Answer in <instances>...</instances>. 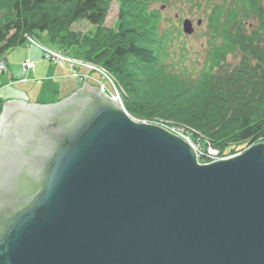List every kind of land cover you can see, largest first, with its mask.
Returning <instances> with one entry per match:
<instances>
[{
    "label": "water",
    "instance_id": "95a60500",
    "mask_svg": "<svg viewBox=\"0 0 264 264\" xmlns=\"http://www.w3.org/2000/svg\"><path fill=\"white\" fill-rule=\"evenodd\" d=\"M0 264H264V144L199 165L86 83L4 102Z\"/></svg>",
    "mask_w": 264,
    "mask_h": 264
},
{
    "label": "trees",
    "instance_id": "16d2710c",
    "mask_svg": "<svg viewBox=\"0 0 264 264\" xmlns=\"http://www.w3.org/2000/svg\"><path fill=\"white\" fill-rule=\"evenodd\" d=\"M112 1L0 0V56L43 34L49 46L66 54L85 43L87 49H77L80 54L111 71L127 87L130 97L146 92L156 103L179 106V113L169 118L197 129L216 148L238 141L249 147L260 138L264 140V11L258 10L257 4L250 6L258 11L260 31L246 35L238 11L227 10L222 34L228 43L217 47L194 76L188 70L165 65L166 44L163 39L159 44L156 41L159 15L148 11L149 3L155 0H118L117 30L104 27ZM215 11L223 13V9ZM80 20L96 27V34L84 40L75 38L70 26ZM229 24L237 25L238 31L229 29ZM226 53L242 54L232 71L221 66ZM126 102L129 107V98ZM3 105L0 98V116ZM140 109L147 111L146 107Z\"/></svg>",
    "mask_w": 264,
    "mask_h": 264
},
{
    "label": "rangeland",
    "instance_id": "374dc122",
    "mask_svg": "<svg viewBox=\"0 0 264 264\" xmlns=\"http://www.w3.org/2000/svg\"><path fill=\"white\" fill-rule=\"evenodd\" d=\"M250 3L257 4V9L260 10L261 8L264 11V0H155L149 3L148 11L155 12L159 15L157 18L160 24L158 25V35L156 37V41L159 44L163 39V42L166 44L168 56H166L165 65L167 67L170 66L172 70H188L189 74L194 76L200 73L205 67L210 54H212L217 47L220 48L228 43L222 34V26L224 25L227 10L235 8L234 10L238 11L237 18L239 20V24H241V30H243L246 35H251L254 31H260L261 27L259 26L260 21L258 20V11L254 9L256 7H251ZM120 7L121 3L118 0H113L111 2L104 22L105 28L117 30L118 23L120 22ZM216 9H223L222 15H219L218 12L216 13ZM186 20H190L193 23L195 31L191 35L184 33L183 23ZM229 29L238 31L237 25L229 24ZM69 31L75 38L77 36L78 38L80 37L84 40L86 37L94 36L97 29L87 21L80 20L71 24ZM37 37L38 39H28L29 42L26 47H19L10 51L9 53L14 51L11 54V58L15 62H22L21 66L25 71L34 68L35 63H39L41 62V59H44L48 63L50 62V64L54 67L61 68V71H63L64 74L60 77V79L56 80H27L29 84L23 88L29 90V95L32 100H39L38 103L30 104L47 105L40 102L58 100L60 96L50 93L56 90L58 84L63 83L64 86L73 84V88H76L73 92L75 93L79 88L84 86V83H86L91 87L97 88L104 96L114 101L124 112L128 114L129 118L136 123L162 128L189 144L191 142L197 149L199 148L203 154L202 158H199L198 156L199 165H210L219 161L230 160L255 145L264 144L263 138H260L255 145L249 147L246 146L245 143L238 141L233 144L228 143L221 149L216 148L214 143L210 142L207 137L197 131V129L187 125L186 123L176 122L169 118L174 113H179V106L156 103L146 92H142L141 94L138 93L139 97L138 95L130 97L131 95L127 87L122 83L118 84L115 82L114 78H116V76L111 71L103 66L89 61L82 54H80L79 48L82 47L83 50L87 49L85 43H82V46L80 45L73 48V50L66 54L61 50L49 46V39L46 34ZM31 47L32 60L30 61L27 59V53L31 52V50L28 51ZM42 47L63 53V56L66 57L67 60H70V62L65 60L66 62L62 61L65 62V65L57 64L56 62H58V60L54 61L46 57V51L43 50ZM9 53L0 56V90L5 85V83H2L1 78L9 76L12 73L6 61V57ZM224 56L225 61L221 63V66L232 71L239 64L242 54L226 53ZM29 63H32L34 66L32 65L33 67H28ZM96 68L106 71L107 75L104 76L99 74V72L95 70ZM64 70H66L68 74L65 75ZM9 81L11 84L14 83L11 76H9ZM25 81L26 77L23 78V82ZM120 85L122 89L120 88ZM128 87L130 91H135L132 85H129ZM6 92L8 91H5L2 95H5ZM73 93L68 97L73 95ZM43 94H46L47 96ZM118 94L122 95V100H118L116 98ZM0 98L2 99L1 95ZM128 98L130 101L129 107H127L126 102ZM131 98H133V100H131ZM64 99H61L60 101ZM136 101H138V105H135ZM189 103L193 102L190 101ZM142 107H146L147 111H140V108ZM188 107H193V105L189 104ZM133 111L138 112L140 115L138 117L134 116L132 114ZM183 136H185L188 140L184 139Z\"/></svg>",
    "mask_w": 264,
    "mask_h": 264
},
{
    "label": "crops",
    "instance_id": "0c3cea01",
    "mask_svg": "<svg viewBox=\"0 0 264 264\" xmlns=\"http://www.w3.org/2000/svg\"><path fill=\"white\" fill-rule=\"evenodd\" d=\"M24 47H26V46H24ZM30 50H31V52L27 53L28 54L27 59L31 61L32 60V58H31L32 47L28 51H30ZM13 52L8 54V56L6 57L7 58L6 61H7L9 68L12 71V73L9 76L12 77L14 83H12V84L10 83L11 80L9 81V76H4V78H1L2 83H5V85L0 90V95L2 96V99L5 102L13 101V99H17V100H21V101H27L29 103H38L39 100H37V101L32 100L31 96L29 95V90L23 88L24 86H27L29 84V82L27 80H30V79L41 80V81L42 80H51V79L56 80V79H60V77L64 74V72L61 71V68L54 67L53 65L50 64V62L48 63L46 60L41 59V57H40L41 62L35 63L34 68L25 71L21 66L22 62L21 63H20V61L15 62L11 58V54ZM64 71H65V75L68 74V72L66 70H64ZM24 77H26L25 82H23ZM75 90H76V88H73V84L67 85V86H64L63 83L58 84L56 87V90L52 91L50 93L56 94V95L60 96V98H58V100H47V102H40V103H45V104L56 103V102L60 101L61 99L68 97ZM5 91H8V92H6L5 95H2V94H4ZM40 95H42V94H40ZM43 95L47 96L46 94H43ZM40 99H41V97H40Z\"/></svg>",
    "mask_w": 264,
    "mask_h": 264
},
{
    "label": "built area",
    "instance_id": "2783aa9c",
    "mask_svg": "<svg viewBox=\"0 0 264 264\" xmlns=\"http://www.w3.org/2000/svg\"><path fill=\"white\" fill-rule=\"evenodd\" d=\"M29 40H31V38H28ZM27 42H29V41H27ZM43 48V50H45L46 51V53H45V55H46V57L47 58H49V59H51V60H54V61H57V59L58 60H61V61H69L70 62V60H67V58L66 57H64L63 56V53H60V52H58V51H55V50H53V49H48V48H46V47H42ZM65 61V62H66ZM64 62V63H65ZM29 66L28 67H33L34 65L31 63H29L28 64ZM33 65V66H32ZM97 72H99V74H102V75H104V76H106L107 75V72L106 71H103L102 69H100V68H96L95 69ZM103 90V89H102ZM118 100H119V98H117ZM184 137V139H187L185 136H183Z\"/></svg>",
    "mask_w": 264,
    "mask_h": 264
},
{
    "label": "bare ground",
    "instance_id": "6f19581e",
    "mask_svg": "<svg viewBox=\"0 0 264 264\" xmlns=\"http://www.w3.org/2000/svg\"><path fill=\"white\" fill-rule=\"evenodd\" d=\"M58 60V59H57ZM57 64H59V65H65L64 64V62H62L61 60H58V62H56ZM62 63V64H61ZM114 80H115V82H117L118 84H121V82H120V80L119 79H117V77L116 78H114ZM117 88V87H116ZM120 88L122 89V87H121V85H120ZM119 88V89H120ZM122 95L120 94H118V96L116 97V98H119V100L121 99L122 100V97H121ZM113 97H114V95H113ZM115 98V97H114ZM118 101V100H117ZM126 113V112H125ZM127 114V113H126ZM128 115V114H127ZM188 140V139H187ZM189 144V143H188ZM194 150H195V152L198 154V156H199V158L201 157L202 158V156H203V154L201 153V150L198 148H196L191 142H190V144H189ZM212 151V150H211ZM212 152H214V151H212ZM245 152V151H244ZM244 152H242L241 154H238L237 156H241ZM236 156V157H237Z\"/></svg>",
    "mask_w": 264,
    "mask_h": 264
}]
</instances>
